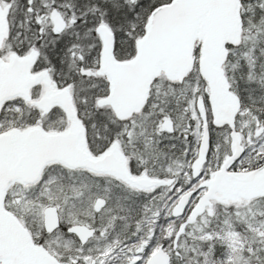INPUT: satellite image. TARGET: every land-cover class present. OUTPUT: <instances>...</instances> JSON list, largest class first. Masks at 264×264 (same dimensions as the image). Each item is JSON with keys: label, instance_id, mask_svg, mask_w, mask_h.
<instances>
[{"label": "snow or ice", "instance_id": "6c2138e0", "mask_svg": "<svg viewBox=\"0 0 264 264\" xmlns=\"http://www.w3.org/2000/svg\"><path fill=\"white\" fill-rule=\"evenodd\" d=\"M0 264H264V0H0Z\"/></svg>", "mask_w": 264, "mask_h": 264}]
</instances>
